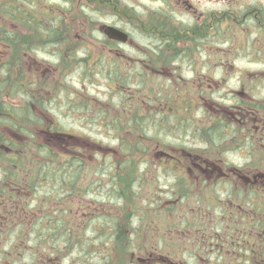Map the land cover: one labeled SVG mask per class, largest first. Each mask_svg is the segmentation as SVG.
<instances>
[{
	"label": "flooded vegetation",
	"instance_id": "obj_1",
	"mask_svg": "<svg viewBox=\"0 0 264 264\" xmlns=\"http://www.w3.org/2000/svg\"><path fill=\"white\" fill-rule=\"evenodd\" d=\"M49 23L59 24L58 31H34V25ZM95 25L98 36L88 31ZM48 44L55 47L45 49ZM36 45L64 57L61 67L135 71L132 98L145 105L153 97L143 114L152 113L159 125L168 119L201 121L192 144L155 140L157 151L150 155L141 144L143 158L155 157L170 168L172 192L154 201L159 207L152 217H141L147 218L144 235L130 252L131 264H264V0H0V264H24L6 250L7 238L27 253L34 241L44 258L32 264H62L64 246L55 249L51 239L64 235L66 212L79 227L78 238L90 229L89 241L103 246L94 264H112V183L102 203L92 198L76 214L65 181L45 178L49 190L38 196V180L45 179L33 177L32 149L18 148L17 141L28 143L33 130L64 134L59 127H34V119L58 117L51 100L70 90L67 75L58 83L57 67L36 61ZM93 56L95 63L88 65ZM129 73L124 84L109 87L121 105L131 93ZM77 94L73 112L84 114L89 99ZM19 156L29 168L20 167ZM47 194L51 199L44 203ZM51 230L59 235L49 236ZM148 232H155L151 244ZM178 232L195 247L192 253L174 244Z\"/></svg>",
	"mask_w": 264,
	"mask_h": 264
},
{
	"label": "rangeland",
	"instance_id": "obj_2",
	"mask_svg": "<svg viewBox=\"0 0 264 264\" xmlns=\"http://www.w3.org/2000/svg\"><path fill=\"white\" fill-rule=\"evenodd\" d=\"M101 24L99 23V26ZM59 24L55 23H49L47 27L45 28L44 25H34V31H41L42 29H46L47 31L51 32H57L58 31ZM89 32H92L95 36H98L99 30L98 25H95L93 27H89ZM41 40L35 41V44H40ZM41 45V44H40ZM53 48L55 46H52L48 44V46L45 47V49ZM35 52L34 56L36 61L49 64L51 67H57L58 72V83L63 82V77L67 75V78L65 79V83L67 86H69L70 90L67 91V93L64 94H55V98H53L52 104L50 106L51 109H54L55 112H58V117L56 119L49 118L46 119H34V127L39 130H46L49 129L53 130L55 127H59L61 129L62 133H68L73 135H80L84 139L92 140L94 143H98L101 146L112 148L113 151H121V148L131 146V149L133 147L140 149V145L137 146V143H143V138L141 139L137 135L139 134H145L146 138H152L154 137V143L155 140H157L160 143H171V144H185L189 145L192 144L194 140H197V137L192 138V131L194 129H197V126H201L200 120H175V119H168L167 121H164V125H159L158 121H155L153 119L152 113H145L144 107L147 105L149 101H152V98L146 99L145 105L142 104L140 99L132 98L134 95V91L137 89V84L135 83L136 78L134 75L136 74L135 71H124V70H112V71H105V70H97V69H91V70H83L80 69V67L75 66V68H72V63L68 66L64 65L63 67L60 66L59 59L61 56L59 55H49L42 52L41 49H39V46H35ZM44 49V50H45ZM96 56H93L92 58L88 59V65H92L95 63ZM108 65V64H107ZM110 66V65H108ZM122 68L121 66H119ZM129 73L131 78L129 81L130 85V92L128 94V97L125 99V103L122 105L120 104L119 96H115L113 99L109 96V87H114L116 83L118 82L120 85L124 84L125 81V75ZM117 80H115V79ZM64 83V82H63ZM148 87V86H147ZM74 90L76 91V94H74ZM147 91V90H146ZM80 93L81 95L87 96V99H89L90 103L85 104L84 108V114H76L73 112V97H76V99L79 98ZM137 94V93H136ZM134 95V97L136 96ZM154 94V92H153ZM89 97H92L94 99H97V102H94L93 100H90ZM34 101H37L34 99ZM170 101V99L168 100ZM91 108L97 109L93 112L90 111ZM129 110V113L124 110ZM79 111V110H78ZM124 125H132L136 128L137 133H132L131 131L129 133H126L127 127ZM124 127V128H123ZM47 133V132H46ZM45 133V134H46ZM44 133L39 134L36 130H33L32 139L27 143L23 140L22 146H20V142L17 141L18 148H25L28 146L30 149H32L33 153V159H32V169H33V177L36 179L38 176L39 178H47V176L42 175L41 170L34 169V167H37L36 160H39L41 156H43L46 152H44L45 147L49 149L44 142L47 140L46 135ZM28 136V135H27ZM119 137H121L119 139ZM43 143V144H42ZM147 147V155H150L151 153H156V149L153 148V145L149 140H145L144 142ZM153 143V144H154ZM160 148V147H159ZM52 150H56V147L51 148L48 150V152H51L50 162L55 164L56 166V154H53ZM96 151V150H95ZM53 152V153H52ZM84 156H87L90 158V160L94 159L97 162L96 170L97 172L93 176V180H101L100 184L92 185L91 187L95 186L97 187V191H95V187H93V192H86L88 184L92 179L88 178L84 180L83 182V189L80 191V183L76 186L75 191L72 194L73 201L72 206L75 210V213L78 214V206L82 204V206L86 207L88 202L93 198L95 200H98L97 203H102L103 199L106 197V176L104 173L107 171H110L111 168V162L108 161L104 155L96 154L94 151H90L89 153L83 152ZM96 154V155H95ZM95 155V156H94ZM120 155V154H118ZM122 155V154H121ZM138 155V153H136ZM37 156V157H35ZM55 156V158L53 157ZM127 156V155H124ZM59 158H62L59 157ZM147 160V161H146ZM19 165L22 169L29 168L30 163L28 162L27 158L25 156H19L18 159ZM28 163V165H27ZM101 166V168L98 169V167ZM117 171L119 173V177L121 180H123V183L125 185L124 189L126 191V198H125V205L128 202V208L126 209L125 216H119L121 218V221L124 222V237L123 241L120 239V242L118 245L114 244L115 247L121 248L122 246H131L132 249H138L140 246V240L142 238L143 230L141 228V223L145 221L144 218L141 220V217L145 212H148L150 214V217H152V213L154 208H158V205H154V201L156 200L159 202V199L161 201L166 200L169 196H171L172 187H171V171L169 167H163L159 166V163L156 162L155 157H147L143 158V161H140V163H136L133 168L128 169L127 172L123 171L122 169H118ZM42 175V176H41ZM131 176V177H129ZM138 178V180H137ZM55 181V180H54ZM36 182V181H35ZM45 182L43 180H38V183L42 187V193L43 194H36L40 197L44 195L49 189V182L45 179ZM48 182V183H47ZM94 182V181H93ZM56 183V182H55ZM57 185V184H55ZM184 188V187H183ZM46 191V192H45ZM182 192L186 193V190L184 189ZM109 195V194H108ZM37 196V197H38ZM68 196V195H67ZM111 197V194L109 195ZM219 196V194H218ZM221 197H226V195L221 192ZM48 200L50 201L51 195L47 194ZM115 199V198H114ZM81 201V202H80ZM113 201V200H112ZM115 201H117L115 199ZM121 204V201L119 200L118 205ZM181 206V205H179ZM46 207V206H45ZM118 208V206L116 205ZM121 208V207H120ZM86 210V209H85ZM124 210V209H122ZM68 214V212H66ZM83 215V214H82ZM81 215V217H82ZM70 222L73 221L72 218H68ZM85 220V217H84ZM67 220H65L66 222ZM126 221V223H125ZM84 221H82L83 223ZM76 221L74 220L71 224L74 227L75 232L73 234L76 237L75 241H73V236L67 240L65 234L60 237L57 241H54L53 239V246L56 249L59 245L64 246L65 251V260L62 262V264H79L81 261L82 264H94L93 258H95L98 254H102L101 246L99 243L95 242H88V246H86L87 251L84 252V249L80 246L81 243L78 242V240L82 237V239L87 240L92 236V233L90 232V229L82 230L80 237L79 235V227L75 228L74 224ZM80 223V224H82ZM66 229V224H65ZM65 233V232H64ZM149 234V241L148 244H151L154 241L155 232H148ZM59 231H56V234L54 236H58ZM152 235V237L150 236ZM178 241H176L174 244L178 246H186L189 247L187 250V253H192V250H195L191 248V244L186 242L187 238H183L185 234H182L181 232H178ZM122 238V237H121ZM126 238V239H125ZM8 241L4 243V246L6 250L11 251V257L12 256H18L23 259L24 264H32L33 261H37L38 258H44L43 254H38L35 250L37 247L34 245V241L31 240L30 245L32 249V253L26 252V247L20 246H13L11 247V241L9 238H7ZM125 241V242H124ZM43 246V245H42ZM12 248V249H11ZM104 249V248H103ZM91 250V251H90ZM198 250V249H197ZM196 250V251H197ZM89 252V254H87ZM121 251V250H119ZM124 254L127 253L126 250L123 251ZM129 252V250H128ZM87 254V255H86ZM56 254L53 255V257ZM60 256H63L61 254ZM130 254H127L123 257V264H131L130 263ZM92 259V261H91ZM114 262V261H113ZM112 262V264H113Z\"/></svg>",
	"mask_w": 264,
	"mask_h": 264
},
{
	"label": "trees",
	"instance_id": "obj_3",
	"mask_svg": "<svg viewBox=\"0 0 264 264\" xmlns=\"http://www.w3.org/2000/svg\"><path fill=\"white\" fill-rule=\"evenodd\" d=\"M127 127V131L126 133H129L130 131L132 133H137V130L135 127H133L132 125H124V127ZM123 127V128H124ZM58 135H54L53 137L49 136V139L46 140L44 143L48 144L51 148L56 147L57 150H61L60 152H55L53 154H56L57 159H56V166L55 164H53L52 162H50V157H51V152H48L49 149H47L45 147L44 152H46L43 156H41L39 158V160H36L35 163H37V167H34V169H38L41 170V173H45V175L49 178L50 180H55V182L57 183L65 181L67 188H71L72 190H67V194L69 192L75 191L76 186L79 184L80 185V191L83 189V182L84 180L88 179V178H92L93 176H96L95 174L97 172H95L96 167L94 163L95 161L90 160L89 157L84 156L83 152H87L89 153L90 151H94L96 150L97 153L99 155H104L105 157H107L106 159L108 161L111 162V168L110 171H107L106 173H104V175L106 177H108L110 180V182L112 183V189L111 193L113 196V205L116 208V205L118 206V208L121 207V209H127L128 208V202L125 205V198H126V191L124 189L125 185L123 183V180H121V178L119 177V173L117 171L118 169H122L123 171L127 172V174H129V172L127 171L130 168H133L134 165H136V163H140V161H142L143 159V154H145V152H143V150L138 149L133 147L131 149V146H127V147H122L121 151H113V149L104 147L99 145L98 143H94L91 140L88 139H84L82 137H64L63 138V146L61 147V149H59L57 147V145L60 144L59 140L56 138ZM138 137H140L141 139L144 138L143 134H139L137 135ZM56 138V139H55ZM121 137H119L120 139ZM142 143H137L136 145L141 147ZM61 145V144H60ZM43 147V146H42ZM95 152V151H94ZM96 153V154H97ZM136 153H138V155H136ZM120 154V155H118ZM122 154V155H121ZM127 155V156H124ZM62 158H59L61 157ZM37 157V156H35ZM55 158V156H53ZM101 168V166L98 167V169ZM131 177V176H129ZM138 180V178H137ZM94 181V182H93ZM96 182V184H100L101 180H91L90 183L88 184L87 187V191L89 192L91 189V186ZM117 201H115V199ZM119 200L121 201V204L118 205ZM66 218H69V215L66 214ZM113 228H114V236H113V243L118 245L120 242V239H122L123 241V237H124V228L122 226V224L124 225V222H121V218H119L118 215H114V220H113ZM72 223L66 221V229H65V236L66 239L69 240L72 236H73V241H75L76 237H74L75 235L73 234L74 227L71 225ZM48 234V233H47ZM50 234H56V231H49V236H51ZM122 237V238H121ZM126 239V238H125ZM53 240V239H51ZM125 242V241H124ZM87 241H83L81 242V247L84 249V252L87 251L86 246H88ZM121 250V251H119ZM124 250L127 251L126 254H124ZM131 250V246H122L121 248H117L115 247V245H113V259L114 262L113 264H123V257L126 256L127 254H129V252ZM91 251V250H90ZM87 254H89V252ZM86 254V255H87ZM92 264V263H90Z\"/></svg>",
	"mask_w": 264,
	"mask_h": 264
},
{
	"label": "water",
	"instance_id": "obj_4",
	"mask_svg": "<svg viewBox=\"0 0 264 264\" xmlns=\"http://www.w3.org/2000/svg\"><path fill=\"white\" fill-rule=\"evenodd\" d=\"M111 30L110 29H107L106 32L109 33Z\"/></svg>",
	"mask_w": 264,
	"mask_h": 264
}]
</instances>
